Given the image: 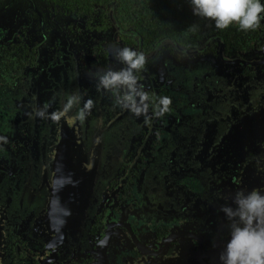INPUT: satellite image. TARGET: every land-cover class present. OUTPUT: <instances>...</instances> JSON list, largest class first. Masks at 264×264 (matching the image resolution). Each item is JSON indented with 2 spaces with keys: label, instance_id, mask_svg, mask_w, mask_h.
Instances as JSON below:
<instances>
[{
  "label": "flooded vegetation",
  "instance_id": "flooded-vegetation-1",
  "mask_svg": "<svg viewBox=\"0 0 264 264\" xmlns=\"http://www.w3.org/2000/svg\"><path fill=\"white\" fill-rule=\"evenodd\" d=\"M116 8L0 0L4 264H221V208L264 194V20L243 31L207 19L148 42ZM124 47L147 57L136 75L150 101L171 98L163 117L98 90ZM74 94L93 102L83 123L63 111Z\"/></svg>",
  "mask_w": 264,
  "mask_h": 264
},
{
  "label": "clouds",
  "instance_id": "clouds-1",
  "mask_svg": "<svg viewBox=\"0 0 264 264\" xmlns=\"http://www.w3.org/2000/svg\"><path fill=\"white\" fill-rule=\"evenodd\" d=\"M193 14L215 22L217 29H227L233 23L243 31L256 30L264 20V4L260 0H190ZM195 31V26H190ZM115 59L125 67L119 71L109 69L97 74V88L110 92L114 104L131 111L137 117L144 115L148 119L149 109L152 115L163 117L171 111L172 100L161 96L153 103L144 91L136 73L145 69L147 57L144 53L124 47L116 51ZM80 96L70 95L63 105V111L77 108L76 118L83 123L93 107L91 100L81 108ZM46 108L36 110V115L46 118ZM57 119L59 115L57 114ZM6 143V137H0ZM235 207L223 206L221 211L230 221V239L220 254L221 264H264V194L258 190L235 194Z\"/></svg>",
  "mask_w": 264,
  "mask_h": 264
},
{
  "label": "trees",
  "instance_id": "trees-1",
  "mask_svg": "<svg viewBox=\"0 0 264 264\" xmlns=\"http://www.w3.org/2000/svg\"><path fill=\"white\" fill-rule=\"evenodd\" d=\"M116 11L148 42L162 36L175 39L177 30L202 28L207 20L193 14L190 0H117Z\"/></svg>",
  "mask_w": 264,
  "mask_h": 264
},
{
  "label": "water",
  "instance_id": "water-1",
  "mask_svg": "<svg viewBox=\"0 0 264 264\" xmlns=\"http://www.w3.org/2000/svg\"><path fill=\"white\" fill-rule=\"evenodd\" d=\"M3 246H4V242L0 241V264H4L5 263L4 254L2 252Z\"/></svg>",
  "mask_w": 264,
  "mask_h": 264
}]
</instances>
